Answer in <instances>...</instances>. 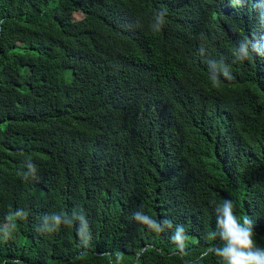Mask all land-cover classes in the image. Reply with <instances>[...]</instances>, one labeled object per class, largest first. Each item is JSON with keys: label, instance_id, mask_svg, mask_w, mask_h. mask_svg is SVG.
<instances>
[{"label": "trees", "instance_id": "trees-1", "mask_svg": "<svg viewBox=\"0 0 264 264\" xmlns=\"http://www.w3.org/2000/svg\"><path fill=\"white\" fill-rule=\"evenodd\" d=\"M262 18L264 0H0V264H217L223 199L264 247Z\"/></svg>", "mask_w": 264, "mask_h": 264}, {"label": "clouds", "instance_id": "clouds-1", "mask_svg": "<svg viewBox=\"0 0 264 264\" xmlns=\"http://www.w3.org/2000/svg\"><path fill=\"white\" fill-rule=\"evenodd\" d=\"M239 3V0H235ZM264 19V18H262ZM157 23L154 31H160L165 23V17L163 12L156 13ZM256 54L264 55L259 49V44L253 46ZM248 47L241 43L239 49V59L243 61L250 56ZM224 76L229 81L233 80V76L228 75V71L224 70ZM210 79L214 83H219V80L215 76H211ZM27 173H22V178L27 181L28 176L36 177L37 168L31 163V159H28ZM215 216L216 224L215 229L209 232L210 240L216 241L217 238L221 241L219 246L216 243L210 248L211 256H214L217 260V264H264V247H260L256 241V232L254 227V221L248 215L237 216L236 215V203L231 199H223L220 203H216ZM16 215L23 216L24 213L17 212ZM136 218L139 222L145 224L152 230H156L155 221L150 219L147 215L137 213ZM52 223L59 224L60 217H50ZM183 226L177 229L175 240H183L182 235ZM5 238L8 233L4 232ZM13 264H21L20 261H14Z\"/></svg>", "mask_w": 264, "mask_h": 264}, {"label": "rangeland", "instance_id": "rangeland-1", "mask_svg": "<svg viewBox=\"0 0 264 264\" xmlns=\"http://www.w3.org/2000/svg\"><path fill=\"white\" fill-rule=\"evenodd\" d=\"M76 18H77V19L80 18V15H77Z\"/></svg>", "mask_w": 264, "mask_h": 264}]
</instances>
